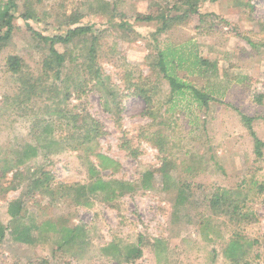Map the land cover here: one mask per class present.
Listing matches in <instances>:
<instances>
[{
	"label": "rangeland",
	"instance_id": "obj_1",
	"mask_svg": "<svg viewBox=\"0 0 264 264\" xmlns=\"http://www.w3.org/2000/svg\"><path fill=\"white\" fill-rule=\"evenodd\" d=\"M175 1L30 0L28 24L18 5L0 48V264H264V146L257 156L240 117L253 118L264 143V0H199L197 14L161 30V21H135ZM90 24L94 51L88 36L57 44L63 62L53 81L43 69L48 44L34 32ZM167 49L169 71L209 96L207 107L190 91L171 94L156 65ZM13 55L18 73L6 64ZM92 120L101 135L84 156ZM28 147L37 154L25 159ZM95 154L114 165L100 167ZM37 177L43 188L29 190ZM96 180L129 187L91 193ZM20 201L21 227L54 226L33 229L28 244L9 223L8 206ZM232 240L236 259L225 252Z\"/></svg>",
	"mask_w": 264,
	"mask_h": 264
},
{
	"label": "trees",
	"instance_id": "obj_2",
	"mask_svg": "<svg viewBox=\"0 0 264 264\" xmlns=\"http://www.w3.org/2000/svg\"><path fill=\"white\" fill-rule=\"evenodd\" d=\"M22 6V12L18 13V17L21 18L24 22L27 23L28 20L35 18V11L32 8L30 0H6L2 5H0V48L4 46V44L10 39V37L13 34L14 26L13 21L16 18L15 13L18 12V5ZM198 4L199 0H177L174 3H172L168 8L165 9V11H169L168 14L165 13V11L158 12L156 14H137L135 16L136 22H152L154 20H158L162 22V25L159 27V30L168 27L169 25H172L173 23L179 24L180 22H186L188 21L190 15L197 14L198 12ZM174 11L175 13L173 15L170 14V12ZM181 12V13H180ZM78 16L73 15L69 17L68 24L74 25L77 23ZM28 24V23H27ZM94 25H77L73 26L71 28H68L63 34L61 35H54L51 37H43L37 32H34V35L39 38L43 43L48 44V57L43 61V69L45 71L44 74L49 75L53 81L60 80V71L59 67L63 62V56L60 54L56 49L55 46L57 44H69L74 39H79L83 36H88L87 38L91 37V45H90V53L94 51V45L97 42V36H95V31L93 29ZM29 30L30 27H28ZM166 53L168 52V49L165 51H161L158 53V60H157V67L159 68V71L163 74V77L168 81L170 85L171 94H183V90L190 91L191 94L196 97V101L200 103V105L207 107L208 101L211 100V98L204 93L199 92L197 89L193 88L190 85H187L180 80H178L175 76L172 75V72H170V68L173 66V61L166 60ZM169 55H175L169 53ZM201 61V59H200ZM204 60H202L203 62ZM22 60L21 58L17 56H8L6 60V64L9 68V71L12 73H18L20 71ZM205 63V62H204ZM31 88H34V86L31 85ZM67 91L65 92V95H67ZM54 111V110H53ZM58 115H63V110L59 109L57 111ZM241 121L244 123V125L248 128L250 131L251 137L254 139V150L255 154L257 156L261 155L260 148L264 146V143L257 139L254 132L252 131L251 124L253 122V118L248 117L246 115L240 114ZM85 121L83 124H86ZM92 123H94V130L95 133L91 135L89 132H83V140H81V143H79V149L82 150L84 156L92 155L93 153V147L96 144L97 137L101 135V132L98 129L100 128V125L94 120H92ZM82 130L83 128L80 127L78 130ZM52 128L51 125H47L44 128V132L51 133ZM89 134V135H88ZM30 150H26L23 153V157L25 159H28L30 156H36L37 151L36 149L32 147H28ZM96 158L100 160V167L102 168H108L112 165H114V162L101 154H95ZM42 174H44L42 172ZM45 177V176H44ZM44 178L37 177L33 181H31L30 189L29 190H36L43 188L44 186ZM114 186V187H113ZM129 187L128 184L123 182H116V181H108L103 182L101 180H96L92 182L90 185H88V190L91 193L101 192V193H110L114 194L115 192L122 193L123 191H127L126 189ZM219 196V197H218ZM213 204L216 205L221 202V200L225 198L224 191L222 193H219V195L215 194L213 197ZM20 202H12L8 206V214L10 216L9 223L17 225L14 227V233L16 234L15 238L17 241L22 243H30L31 242V231L34 230H47V229H53V225H51L48 222H45L36 228L30 229L26 227H21V221L22 215L21 212L24 209L23 205ZM223 203V202H222ZM225 204V203H224ZM235 209H237V205L234 206ZM61 233H65L66 237H69L73 230L71 229H61ZM0 236L2 237V231L0 229ZM71 238V237H70ZM65 240V242H68L70 240ZM241 248V245L238 241L232 240L231 243L228 245L227 250L225 252H228V255L236 259V257L239 258L238 255H236V250ZM129 252V251H128ZM140 251L137 249L130 251L127 253V256L129 259H133L140 255ZM132 254V255H131Z\"/></svg>",
	"mask_w": 264,
	"mask_h": 264
}]
</instances>
